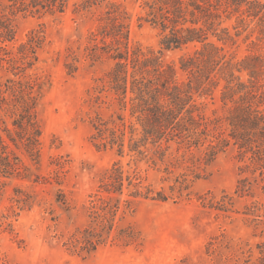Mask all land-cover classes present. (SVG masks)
<instances>
[{
  "label": "rangeland",
  "instance_id": "374dc122",
  "mask_svg": "<svg viewBox=\"0 0 264 264\" xmlns=\"http://www.w3.org/2000/svg\"><path fill=\"white\" fill-rule=\"evenodd\" d=\"M130 17V40L144 53L162 52L166 64L179 67V58L190 49L164 50L161 31L141 20V0H110ZM0 0V17L16 32L13 43L2 44L0 85L10 80L40 78L46 83L39 106L43 129L42 157L32 166L29 179L0 176V264H252L258 244L264 242V217L258 220V181L241 174L244 163L230 147L208 163L204 152L173 144L163 162L119 157L114 150H100L92 142L91 122L100 114L110 118L112 109L99 94L101 79L112 62L88 57L91 32L100 12H77L71 5L64 14L13 13ZM241 36L227 45L228 58L264 54L258 27L245 30L236 18ZM234 25V26H233ZM41 32L44 42L38 61L23 71L19 47ZM74 71V72H70ZM20 73L19 76L14 74ZM179 78L185 74L179 71ZM202 98L201 112L213 118L223 115L220 88ZM100 96V100L95 97ZM116 162L125 171L138 173L146 185L162 192L167 201L141 199L127 211L118 229L132 228L137 242H109L96 254L83 258L67 250L69 238L89 225L90 201L105 172ZM251 183L249 194L236 193L241 177ZM258 176V175H257ZM264 215V210H261Z\"/></svg>",
  "mask_w": 264,
  "mask_h": 264
},
{
  "label": "trees",
  "instance_id": "16d2710c",
  "mask_svg": "<svg viewBox=\"0 0 264 264\" xmlns=\"http://www.w3.org/2000/svg\"><path fill=\"white\" fill-rule=\"evenodd\" d=\"M13 13L64 14L72 5L77 12H100L91 32L88 57L107 58L112 67L101 79L99 94H105L112 109L110 118L98 114L91 122L92 142L100 150H114L119 157L163 162L173 144L189 151L204 152L207 164L230 147L244 163L241 174L258 181V220L264 215V54H249L240 60L228 58L227 45L241 36L236 18L245 30L258 27L264 40V0H141V20L161 31L164 50L190 51L175 64H166L162 52L144 53L130 40V17L121 5L110 0H7ZM234 26V25H233ZM16 32L8 19L0 17V43H13ZM44 42L41 32L19 47L23 71L38 61ZM4 50L3 47H0ZM5 51V50H4ZM5 58L0 56V62ZM179 71L186 78H179ZM71 73L74 71H70ZM20 73L14 74L19 76ZM46 83L40 78L10 80L0 85V176L29 179L32 166L42 157L43 129L39 106ZM220 88L223 115L213 118L201 112L202 98L214 100ZM100 100V96L95 97ZM258 175V176H257ZM248 177H241L237 191L249 194ZM90 201V222L78 236L68 239V251L88 258L109 242H137L132 228L118 229L127 211L141 199L167 201L162 192L146 185L138 173L114 163L103 175ZM264 264V242L258 244Z\"/></svg>",
  "mask_w": 264,
  "mask_h": 264
}]
</instances>
